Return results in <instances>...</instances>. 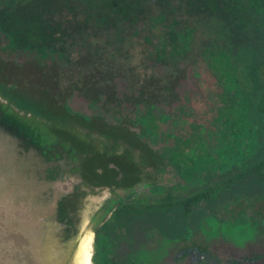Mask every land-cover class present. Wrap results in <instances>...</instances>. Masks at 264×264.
I'll list each match as a JSON object with an SVG mask.
<instances>
[{
    "label": "rangeland",
    "instance_id": "374dc122",
    "mask_svg": "<svg viewBox=\"0 0 264 264\" xmlns=\"http://www.w3.org/2000/svg\"><path fill=\"white\" fill-rule=\"evenodd\" d=\"M189 5L190 3L186 0H173L172 8L174 10L165 11L159 5L152 4V11L147 18L136 24L124 21L115 25H106L94 21V19L84 20L83 27L75 29L76 32L73 33V36L69 37L68 41L66 40L65 53L56 51L45 56L33 49L10 48L7 38L0 32V98L4 103L22 113L27 110L30 115H36L34 113L37 112L45 116L75 119L76 125L81 127L77 128L78 131L85 135L82 138L75 135L80 140L78 146H83V150H85L84 148L96 149L98 155L107 157L117 166L121 159L125 172L123 176L128 175L129 178L124 180L125 186L116 188L114 198L120 202L123 197L132 194L128 188L131 186L132 175L135 171L125 158L129 147L124 144L117 148L108 146L110 142L106 135L112 130H121L125 138L131 132L133 134L145 131L147 140L143 138L142 141L145 139L148 142V147L156 148L163 153L165 146L172 142V139H168L171 133L183 135L182 144L189 143V135L194 133L191 121L202 123L204 126H210L213 122L220 127L219 130L224 128L223 124L217 120V114H220L223 109L226 110L224 106L227 103L220 98L225 86L218 76L219 70L210 66L207 58L201 55L204 45L212 44L219 37L217 17L210 20L196 16L193 10L188 9ZM77 7L79 15L85 18L83 7L80 4ZM189 28L194 29L190 48L186 54H178L175 58L171 57L169 50L172 48L174 40L171 32L185 31ZM162 46L167 49V57L159 58L157 52ZM117 69H122L126 73L115 74L113 78L107 77L108 73H115L118 71ZM80 73L81 75L97 73V83L88 88V92L84 88H86L85 84L90 83V79L86 83L79 80ZM101 76L106 79L100 80ZM230 76L232 75L227 74L224 81L230 80ZM244 80L247 82L248 77H245ZM102 85L103 87L108 85L114 87L115 95H109ZM140 90L144 92V95L139 94ZM88 93L92 96H88ZM13 97L24 105L22 103L21 105ZM92 97L97 102L92 103ZM140 97L145 101H138ZM239 107V104H232V115L238 114ZM149 109L155 116V121L151 120ZM29 114L27 115L29 116ZM68 129L73 130L71 126H68ZM196 131L205 135V132ZM216 139L214 138L212 141ZM76 142L71 143L77 146ZM219 144L221 147L224 145V143ZM213 147H215V143L210 145V149ZM243 149L247 153L251 152L246 145H243ZM159 152L156 156L157 163L148 168L150 181H155L166 190L171 185H178L176 189H171L175 193L185 191L182 186L186 181L178 173L173 159ZM144 154L149 158V152H144ZM134 156L136 153H132L131 159L138 160ZM186 156L187 154L181 153L175 154L173 158L182 163L186 161ZM108 159L105 158V161L108 162ZM67 160L69 161V159ZM100 161L102 162L101 159ZM69 162L72 165H77L78 161ZM101 168L104 172L105 165L104 168ZM88 170L89 176L95 181L94 183H98L101 175L93 173L95 166L92 167L90 161ZM112 173L117 176L115 171ZM148 190V187L140 185L137 191L140 193L144 191L143 195L153 197L154 194ZM102 195H111V192L106 188L100 190L99 195L95 196L99 198ZM254 200L253 205L256 204L257 208H264V195H260L258 199L254 198ZM232 203V193L228 191V195L218 199L213 211L200 208L196 219L192 218L189 222L191 225L199 220L200 226L196 229L193 228L195 227L193 225L191 231L187 233V238H190L189 235L192 231L203 236L201 231L204 229L209 234H213L214 228L212 227L220 220L219 217L222 218L225 215L224 212ZM104 213L105 210L95 222H90L86 227L89 232H92L90 246V253L94 254L92 264L98 262L94 229L106 218V213ZM229 217L230 215H227L222 220L240 223L242 230L238 232L237 240L232 237L228 240L220 235L215 237L220 239L221 245L219 244L218 249H221V254L222 252L223 254L219 258L224 259L223 264L230 261L231 257L237 258V260L241 259L243 262H250V264H264V227L260 228L258 225L261 231L259 233L252 232L253 230L250 232L251 225L256 224V220L258 221L253 214H248L240 219L234 217L236 220L229 219ZM136 218L135 223H139V216ZM257 218L260 222L264 220V213L258 215ZM144 222L152 227L155 225L156 219L152 220V217L145 216ZM251 235H254L252 239H250ZM205 236V240H207L209 235L206 233ZM241 240H243L242 243L239 242ZM229 243L232 245H228ZM225 246H229V248ZM226 250L235 252L238 256L233 257L225 253Z\"/></svg>",
    "mask_w": 264,
    "mask_h": 264
},
{
    "label": "trees",
    "instance_id": "16d2710c",
    "mask_svg": "<svg viewBox=\"0 0 264 264\" xmlns=\"http://www.w3.org/2000/svg\"><path fill=\"white\" fill-rule=\"evenodd\" d=\"M186 1L190 3L188 9L193 10L196 16L210 20L217 17L219 37L212 44H205L201 55L207 58L210 66L219 70L218 76L225 86L220 98L227 103L224 106L226 110L217 114V120L224 128L219 130L220 127L213 122L210 126H204L191 121L194 133L189 135L188 144H182L183 135L171 133L168 139H172V142L165 146V152L173 159L177 171L185 179V192H160L155 199L145 196L122 201L108 221L99 227L102 230L113 231L112 223L118 218L124 219L121 221L124 224L128 218L145 213L157 215V220L170 226L175 236L181 233L185 236L191 216L196 219L200 208L213 211L218 199L228 195V191L232 193L233 203L226 210L225 216L240 219L253 214L258 221H255L256 224L251 223L250 231L259 230L258 225L260 228L264 227V220L260 222L257 218L264 213V208L253 205L254 198L264 195V0ZM78 4L83 7L85 18L79 15ZM152 4L159 5L165 11L174 10L173 0H0V32L13 49H33L43 56L56 51L65 53L64 44L76 32L75 29L83 27L84 20L94 19L106 25L124 21L136 24L147 18L152 11ZM193 30L189 28L171 32L174 39L169 50L171 57L186 54ZM166 52V47L162 46L157 56L164 58ZM117 70L115 73H108L107 77L113 78L115 74L126 73L122 69ZM227 74L232 76L230 80L224 81ZM96 75L97 73H80L79 80L86 83L90 79V83L85 84L86 92L97 83ZM245 77H248L247 82ZM105 79L100 77V80ZM110 87L112 86L108 85L103 89L114 96L116 91L114 87ZM139 94L144 95V92L140 90ZM88 96L92 95L88 93ZM91 100L92 103L97 102L93 97ZM138 101L144 102L145 99L140 97ZM232 104L240 105L238 114L232 115ZM149 111L151 112L150 109ZM150 118L155 121L152 112ZM196 130L205 132V135ZM141 134L145 136L146 132H131L125 138L121 130L114 129L106 137L110 142L108 146L112 148H117L118 138H124L119 146L124 144L130 147ZM214 138L217 139L212 141ZM214 143L215 147L210 149V145ZM219 143L224 145L221 147ZM243 145L251 152L247 153ZM174 153L187 154L186 161L177 162L173 158ZM114 201L115 198L111 200L105 213L116 207ZM222 218L219 221L225 232L234 234L242 230L240 223ZM198 222L196 220L194 226H200ZM100 229H94L97 231V249L99 240L103 239ZM239 242L242 243L243 240Z\"/></svg>",
    "mask_w": 264,
    "mask_h": 264
},
{
    "label": "water",
    "instance_id": "95a60500",
    "mask_svg": "<svg viewBox=\"0 0 264 264\" xmlns=\"http://www.w3.org/2000/svg\"><path fill=\"white\" fill-rule=\"evenodd\" d=\"M27 112L0 98V264H85L83 245L92 235L86 227L129 176L121 159L117 166L78 146L75 135H85L73 119ZM89 161L101 175L98 183L89 176ZM106 188L111 195L95 196Z\"/></svg>",
    "mask_w": 264,
    "mask_h": 264
},
{
    "label": "flooded vegetation",
    "instance_id": "af4514ba",
    "mask_svg": "<svg viewBox=\"0 0 264 264\" xmlns=\"http://www.w3.org/2000/svg\"><path fill=\"white\" fill-rule=\"evenodd\" d=\"M143 138H145V136L141 134L135 143L133 142L130 144L129 151H126L125 158L129 161L135 173L132 175V183L131 186H129L130 188H128L129 192H132V194L128 197H123L122 201L149 196L146 194L143 195V193H145L144 191H142V193L137 191L138 186L140 185L148 187V192L154 194L153 197L149 196L152 199L159 197L157 196L158 193L171 192L172 190L170 188H176L178 186L171 185L166 190L165 187L155 181H150L151 177L149 176L148 168L157 163L156 156L159 151L156 148L148 147L147 139L145 138L146 140L144 139V141H142ZM118 141L119 142L116 144L117 147H119V143L123 140L118 138ZM144 152H149V158ZM132 153H136V156L134 157H137L138 160L133 161L131 159ZM159 153L166 154L165 151ZM184 192L185 191H182L181 193ZM117 202L118 201H114V206ZM120 202H118V204ZM118 204L115 208L113 207L111 211L106 213V218L101 222L97 229H100L99 227H102L105 222L108 221ZM138 216L139 223H135L137 219L136 217L128 218L125 220L124 224L121 223L124 219L120 220L118 218L112 223V225H114L113 231L100 229V235L103 239L99 240L100 245L98 243V264H223L224 259L219 258L223 252L221 254V249H218L220 239H216L217 235L223 236L228 240L232 238L237 240L236 238L239 237L238 232L234 234L225 232L219 220L212 227L214 228V231L212 230L214 235L211 232V234H209V232L204 229V231H201L203 236H199L198 233L195 234V232L192 231L189 235L190 238H187V232L184 233L185 236L183 233L179 236H175L170 226H165L163 222L157 220V215L143 213ZM145 216H148V218L152 217V220L156 219L155 225L152 227L146 225L144 222ZM226 216L224 215L225 218ZM192 218L193 217L191 216L190 221ZM165 223L167 222L165 221ZM217 224H219V226H217ZM193 225L194 224H188V232L191 231ZM193 228L198 229L199 227L195 226ZM106 231H110L111 233H106ZM178 231L181 230L179 229ZM252 232L259 233L261 231L253 230ZM206 233L209 235L207 240H205ZM253 237L254 235H251L250 239ZM95 238L97 239V231H95ZM96 241L98 242V240ZM228 245L232 244L229 243ZM225 247L229 248V246ZM225 253H228L233 257L235 255L238 256V254L230 250H226ZM229 260L230 261H227L225 264H250V262H243L241 259L237 260V258L232 257Z\"/></svg>",
    "mask_w": 264,
    "mask_h": 264
},
{
    "label": "bare ground",
    "instance_id": "6f19581e",
    "mask_svg": "<svg viewBox=\"0 0 264 264\" xmlns=\"http://www.w3.org/2000/svg\"><path fill=\"white\" fill-rule=\"evenodd\" d=\"M14 99V98H13ZM21 104V103H20ZM23 104V103H22ZM21 104V105H22ZM24 105V104H23ZM92 199H94V198H92ZM92 199H89V201L90 200H92ZM91 242H92V235H90L88 238H87V241L84 243V245H83V249H85V252H84V261H85V264H91V262H90V258H91V256H90V246H91ZM86 249H88L89 251H87Z\"/></svg>",
    "mask_w": 264,
    "mask_h": 264
}]
</instances>
